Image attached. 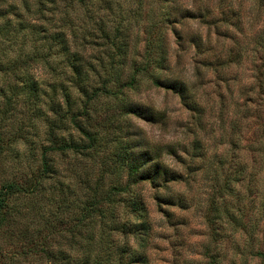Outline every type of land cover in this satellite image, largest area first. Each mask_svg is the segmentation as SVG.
Returning <instances> with one entry per match:
<instances>
[{
	"label": "trees",
	"instance_id": "1",
	"mask_svg": "<svg viewBox=\"0 0 264 264\" xmlns=\"http://www.w3.org/2000/svg\"><path fill=\"white\" fill-rule=\"evenodd\" d=\"M116 4L0 0V238L11 246V252L0 246V264H147L143 253L151 225L139 184L162 181L163 189L167 181L187 183L184 178L195 172L194 164L181 177L161 161L162 154L176 155L171 145L150 146L128 125L116 123L121 116L161 123V112L125 98L141 77L176 92L197 111L182 81L154 74L168 68L155 30L195 13L175 6L149 25L138 61L129 58V26ZM192 40L201 53L200 38ZM101 51L104 59L97 55ZM40 65L48 70L45 78L36 71ZM256 75L244 93L248 115L257 103L254 87L263 86ZM103 102L113 106L99 110ZM197 142L192 159L202 156ZM99 160L98 176L90 181L85 172ZM227 177L223 191L212 193L224 201V190L234 194ZM122 193L129 198L121 199ZM153 200L157 206L185 205L157 191ZM132 237L135 247L129 244ZM247 239L248 256L264 264V250L254 249L253 235Z\"/></svg>",
	"mask_w": 264,
	"mask_h": 264
},
{
	"label": "rangeland",
	"instance_id": "2",
	"mask_svg": "<svg viewBox=\"0 0 264 264\" xmlns=\"http://www.w3.org/2000/svg\"><path fill=\"white\" fill-rule=\"evenodd\" d=\"M112 1L118 2L123 24L129 26V58L138 61L142 60L139 53L149 25L162 21L175 6L195 13L193 19L178 16L175 23L155 30L156 43L166 50L164 64L168 68L154 74L182 81L197 111L186 107L176 92L156 88L141 77L137 90H128L125 98L161 112V123L133 116L116 120L150 146L171 145L176 155L162 154L161 161L181 177L195 164L192 176L184 178L187 183L167 181L163 189L162 181L156 186L139 184L151 225L143 253L147 264H259L248 256L244 243L253 235L254 249L264 250V0ZM195 37L201 40V53L192 42ZM97 55L105 58L102 51ZM36 71L42 78L47 76L46 67L40 65ZM252 75L263 86L254 87L252 98H257V103L248 115L243 103ZM103 103L96 107L105 110L113 106L112 102ZM197 140L202 156L192 159ZM100 163L95 161L92 167L90 162L84 163L90 167L85 172L90 181L98 176ZM225 177L233 180L234 189L232 195H227V190L221 193L226 201L219 194L212 195L217 189L223 191ZM156 191L164 199H181L185 205L171 202L157 206L153 200ZM121 209L117 213H122ZM227 213L247 226L246 231ZM8 243L0 238L1 249L11 252ZM129 244L135 247L137 242L132 237Z\"/></svg>",
	"mask_w": 264,
	"mask_h": 264
}]
</instances>
